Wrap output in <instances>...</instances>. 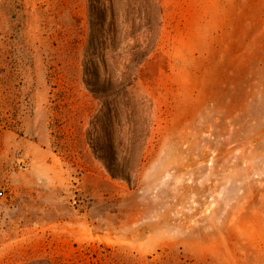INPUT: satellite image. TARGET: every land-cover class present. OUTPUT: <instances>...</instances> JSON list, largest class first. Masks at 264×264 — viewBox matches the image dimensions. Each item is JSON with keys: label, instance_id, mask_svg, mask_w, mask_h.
Here are the masks:
<instances>
[{"label": "rangeland", "instance_id": "374dc122", "mask_svg": "<svg viewBox=\"0 0 264 264\" xmlns=\"http://www.w3.org/2000/svg\"><path fill=\"white\" fill-rule=\"evenodd\" d=\"M0 264H264V0H0Z\"/></svg>", "mask_w": 264, "mask_h": 264}, {"label": "built area", "instance_id": "2783aa9c", "mask_svg": "<svg viewBox=\"0 0 264 264\" xmlns=\"http://www.w3.org/2000/svg\"><path fill=\"white\" fill-rule=\"evenodd\" d=\"M5 196V191L3 189H0V199Z\"/></svg>", "mask_w": 264, "mask_h": 264}]
</instances>
